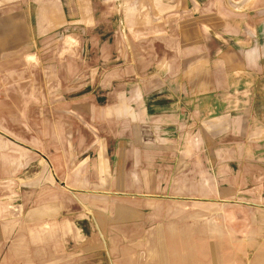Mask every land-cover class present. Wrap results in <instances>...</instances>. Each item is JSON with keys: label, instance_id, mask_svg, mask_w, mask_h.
I'll list each match as a JSON object with an SVG mask.
<instances>
[{"label": "crops", "instance_id": "0c3cea01", "mask_svg": "<svg viewBox=\"0 0 264 264\" xmlns=\"http://www.w3.org/2000/svg\"><path fill=\"white\" fill-rule=\"evenodd\" d=\"M106 1L108 9L103 10ZM63 2L49 0L40 3L45 15L34 37L35 40H44L43 50L52 51L51 56L46 57V64L61 66L62 74L57 79L68 84V90L48 92L47 105L39 108H43L46 113L44 126L39 127L45 131L43 139L35 136L29 138L32 149L36 151L28 154L30 162L41 157L46 165L51 164V168H42L41 179H36L34 183H18L16 179L20 177L23 163L19 153L21 151L7 155L10 161L8 164L5 159L2 160V157H6L5 153L0 155V264H104L101 252H98L101 238L105 235L109 242L119 241L117 219L115 224L111 220L109 228H106V224L100 221L102 217L96 219L97 211L102 207L94 202L86 204L81 201L87 179L103 176L111 179L115 175L112 157L102 148L105 143L101 142L100 137L94 142V137L101 135L100 129H108L110 135L113 130L130 129L133 132L130 137L121 133L120 137L116 136L117 141H108L113 146L125 147L116 149L117 160L123 158L125 162L133 146L151 144L134 137V131L144 129L145 126H156L159 130L169 127L179 130L188 128L190 133L201 127L202 133L198 136L201 141L198 144L207 145L213 143L214 127L225 133V142L234 132L236 136L243 135L241 127L251 119L246 116V110L241 109L240 101L237 107L220 103L215 106L212 96H200L201 103L205 102L202 108L197 96L195 100L190 98L187 101L189 106L182 107L180 102L183 92L180 90L117 88L119 83L132 85L137 71L142 74L147 67L156 65L152 61L151 51L159 43H156L157 39L151 38V34H160L165 28L161 26V19L166 23L167 18L181 17L182 10L187 9L189 12L191 4L194 9L190 12L196 13L195 9L198 8L203 10L200 0H100L99 10L95 9L92 13L86 11V6L82 7L81 0H77L71 5L75 7V15L62 18L56 14V8ZM205 7L207 9L204 14L207 15L214 5L206 4ZM59 30L72 35L63 41H49L47 37ZM163 34L166 32L163 31ZM57 50L58 54L53 53ZM157 79L163 80L161 76H157ZM181 80L177 78V81ZM49 103L53 105L52 108L48 107ZM30 106V115L38 113L34 104ZM19 110L22 113V106H19ZM55 113L58 116L61 113V118H54ZM39 117L42 123L41 114ZM33 118L30 117V124H33ZM252 120L255 125L261 124L256 122V118ZM88 123H92L90 129L93 133L92 137L89 136V140L93 139L91 141L81 136L83 129L86 130L83 125ZM208 127L213 130L209 131ZM192 137L184 145H196L194 141L198 137ZM124 139L125 142H122ZM83 143L99 145L98 155L94 153L93 157L89 155L82 161L79 160V154L68 155L69 146ZM177 144L183 145L181 136ZM147 155L149 162L155 161V152L148 149ZM258 177L254 175V183ZM243 181L239 186L232 187L238 193L235 201H211L207 205V216L192 217L189 214L181 218L175 216L174 212L167 213L164 210L157 219H142L144 222L141 224L130 221L127 227H132L134 232L139 227L138 231L158 221L157 234L154 236L148 230L140 238H126L127 241H133L132 249L127 245L126 256L120 261L116 245L111 243L109 253L114 254L113 264H264L263 221L250 218L252 208L249 207L259 206L257 202L264 204V194L258 193L254 186L255 201L252 202V198L246 195V182L242 185ZM108 192L112 193L113 190L105 193ZM172 204L180 206L181 203ZM162 205L165 206V203ZM144 206L146 210L149 209V204ZM235 206V210L241 212L233 219L230 210ZM87 207L93 211L91 216L94 218L87 215ZM214 210L221 211L216 214L219 216L220 227H215ZM241 213L245 216L242 217ZM166 220L172 222L166 224ZM231 225L237 226L234 234L230 232ZM102 230L105 231L104 235Z\"/></svg>", "mask_w": 264, "mask_h": 264}, {"label": "rangeland", "instance_id": "374dc122", "mask_svg": "<svg viewBox=\"0 0 264 264\" xmlns=\"http://www.w3.org/2000/svg\"><path fill=\"white\" fill-rule=\"evenodd\" d=\"M48 1L0 0V155L5 153L6 157H2V160L5 159L8 164L10 161L7 155L21 151L19 153L23 163L20 177L16 180L23 184L34 183L36 179H41L42 168H51V164L46 165L41 157L30 162L28 154L36 151L32 149L29 138L35 136L43 139L42 134L45 131L39 127L44 126L46 113L44 114L43 108L49 101L48 92L68 90L67 82L62 83L57 79L62 74V67L46 64V57L51 56L52 51L42 49L43 39H34L37 28L41 26L42 16L45 15L40 3ZM81 1L82 7L86 6V11L92 13L95 9L99 10L100 0ZM200 1L203 10L198 8L195 9L196 13L190 12L194 9L191 4L190 11L182 10L181 17L167 18L166 23L161 19V26H164L165 30L162 29L160 34H151V38L157 39L156 43H159L157 48L151 51L152 61L156 62V65L147 67L142 74L137 71L132 85L119 83L117 88L180 90L183 92L180 102L182 107L189 106L187 101L190 98L195 100L197 96L202 108L205 107V102L201 103L200 96H212L215 106L220 103L219 105L229 104L237 107L240 101L241 109H245L246 116L251 119L241 127L243 135L236 136L234 132L225 142V133L213 126V134L210 132L213 143L207 145L198 144L201 141L198 137L202 133L201 127L190 133L188 128L179 130L169 127L159 130L156 126H145L144 129L135 130L134 137L140 138L143 143L151 144L133 146L135 150H132L131 154L128 153V161L125 162L123 158L117 160L116 152V149L125 147L113 146L109 142L117 141L116 136L120 137L121 133L130 137L133 132L130 129L113 130L110 135L111 131L108 129H100L101 135H96L94 142L100 137L101 142L105 143L102 148L112 157V164L116 168V171H113L115 175L111 179L105 176L87 179L81 201L86 204L94 202L102 207L97 211L96 219L98 216L102 217L100 221L106 224V228H109L111 220L115 224L117 219L118 242L107 241L105 231L102 230L104 236L101 238V248L98 252H101V261L104 264L115 263L114 254L109 253L111 243L116 245L115 250H118L120 261L126 256L127 245L132 249V238H140L148 230L154 233V236L157 234L159 226L156 220L154 225L138 231L141 228L139 227L137 232H134L132 227H127L130 221L141 224L144 222L142 219H157L164 210L167 213L174 212L177 214L175 216L181 218L188 217L189 214L192 217L207 216V205L212 203L211 201L232 202L237 199V190L232 187L239 186L241 180H245L246 195L252 198V202L255 201V190L264 194V0ZM74 2L77 0H64L63 4L56 8V14H60L62 18L65 15H75V7L71 6ZM105 3L103 10L108 9V2ZM206 4L214 5L207 15L204 14ZM48 10L47 8V13ZM163 31L166 34H163ZM64 32L59 30L47 38L49 41H63L72 35ZM76 36L78 37V34ZM58 52L57 50L53 53ZM157 76H161L163 80L157 79ZM179 77L182 78L181 81H177ZM31 103L38 108V113L30 115ZM19 106H22V113ZM41 107L43 108L40 110ZM48 107L52 108L53 105L49 103ZM39 114L43 118L42 123ZM31 116L34 117L33 124H30ZM61 116V113L59 116L58 113L54 114V118ZM252 118H256V122L261 124L255 125ZM30 125H33L32 128ZM91 125L92 123L83 125L86 130L83 129L81 136L87 141L93 140H89L93 133ZM98 130L99 128L96 131ZM208 130L213 129L208 127ZM193 135L198 137V140L194 141L196 145H184L187 139L194 138H191ZM180 136L183 145L177 144ZM121 141L125 142V139ZM68 149V155L79 154V160L82 161L89 155L93 157L94 153L97 156L100 147L97 144L92 146L83 143L69 146ZM148 149L155 152V161H148ZM72 162L81 164L78 161ZM254 175L259 176L256 183L253 180ZM245 182L243 181L242 185ZM111 190L114 193H105ZM230 191L232 192L229 193ZM172 203L181 204L176 206ZM258 203L260 202L256 203L259 206L249 205L252 208L250 218L261 219L264 229V204ZM144 204H149L148 210ZM110 207L111 209H108ZM235 209L236 206L230 210L233 219L241 212L238 213ZM91 212L93 211L87 207V215L91 216ZM219 212L221 211L214 210L215 227L221 226V223H218L219 216L216 215ZM241 215L245 216L243 213ZM132 218L134 220H131ZM166 222L170 224L172 221ZM236 227L230 226L232 234L237 232ZM126 238L131 240L127 241Z\"/></svg>", "mask_w": 264, "mask_h": 264}]
</instances>
